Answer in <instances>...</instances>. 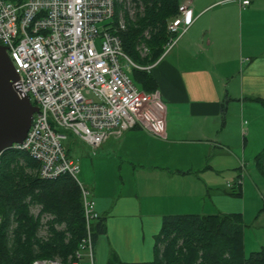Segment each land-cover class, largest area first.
<instances>
[{"label": "crops", "instance_id": "crops-1", "mask_svg": "<svg viewBox=\"0 0 264 264\" xmlns=\"http://www.w3.org/2000/svg\"><path fill=\"white\" fill-rule=\"evenodd\" d=\"M178 1L190 3L195 20L145 67L157 83L161 129L137 126L108 139L80 170L105 228L81 264L152 261L164 216L243 219L247 178L258 188L246 162L250 167L264 148V124L261 130L253 112L264 121L256 100L264 99V0L244 7L238 0ZM238 177L239 187L227 185ZM243 245L253 247L244 233Z\"/></svg>", "mask_w": 264, "mask_h": 264}, {"label": "built area", "instance_id": "built-area-1", "mask_svg": "<svg viewBox=\"0 0 264 264\" xmlns=\"http://www.w3.org/2000/svg\"><path fill=\"white\" fill-rule=\"evenodd\" d=\"M250 1L238 0L242 7ZM115 2L0 0V44L19 75L18 94L28 95L38 107L24 140L11 148L25 150L36 159L42 178L68 173L77 180L79 165L63 146L67 134L89 145L94 153L128 129H161L156 112L162 105L156 92L136 87L129 76L130 67L138 66L122 49L118 31L124 28V20L120 14L114 23ZM177 11L167 23L170 36L162 54L176 45L195 20L188 1L180 2ZM240 166L244 169V162ZM233 183L240 186L241 177ZM78 184L89 224L99 214L91 191ZM85 252L90 256L93 252L89 231L70 264H79ZM31 264L65 263L42 258Z\"/></svg>", "mask_w": 264, "mask_h": 264}, {"label": "trees", "instance_id": "trees-1", "mask_svg": "<svg viewBox=\"0 0 264 264\" xmlns=\"http://www.w3.org/2000/svg\"><path fill=\"white\" fill-rule=\"evenodd\" d=\"M178 4V0L115 2L113 21L117 23L121 14L124 28L118 35L124 53L138 66L130 67L129 76L140 89H157L145 67L162 55L170 36L167 23L178 14ZM256 100L264 106V99ZM254 164L264 176V148ZM38 168L39 162L25 150L8 148L0 154V264H31L42 258L70 264L88 231L92 247L104 233V218L87 224L75 178L68 173L42 178ZM239 190L233 194L239 195ZM130 264H264V246L245 255L238 213L166 215L155 236L153 260Z\"/></svg>", "mask_w": 264, "mask_h": 264}, {"label": "water", "instance_id": "water-1", "mask_svg": "<svg viewBox=\"0 0 264 264\" xmlns=\"http://www.w3.org/2000/svg\"><path fill=\"white\" fill-rule=\"evenodd\" d=\"M18 78L6 47L0 44V153L24 140L38 111L28 95L18 94Z\"/></svg>", "mask_w": 264, "mask_h": 264}, {"label": "rangeland", "instance_id": "rangeland-1", "mask_svg": "<svg viewBox=\"0 0 264 264\" xmlns=\"http://www.w3.org/2000/svg\"><path fill=\"white\" fill-rule=\"evenodd\" d=\"M8 1H15V0H8ZM146 49H143V53H145ZM255 105L260 104L255 103ZM234 109V108H232ZM253 110V109H251ZM230 111L231 108H230ZM254 114L259 120V124H261V130L263 129L264 121L261 117H259L260 113L257 111ZM67 139L63 141V146L67 152V155L76 161V163L79 165V173L77 174V180L79 182H82V170L83 164L89 162L91 163L90 158L92 157L91 152H93L92 149H90L84 142L79 140L77 137H73L70 134H67ZM245 160V159H244ZM246 162V161H245ZM254 161H250L251 166L248 167V163L246 162V170L251 169V174L254 178V183L258 185V188L251 182V179L247 178L246 180V193L245 195L249 197V203H247V214L243 217V233L244 238L246 240H250L253 243V247L247 246L245 255H249L250 252L260 249V247L264 246V213L262 210L263 204H264V176H262L258 170L255 167V164H253ZM239 165V164H238ZM240 166V165H239ZM231 172L234 171V167H231ZM241 169L239 168V173ZM238 173V174H239ZM241 174V173H240ZM229 183H233L234 181H231L228 179ZM261 180L262 182H259ZM33 211L36 212L37 208H33ZM249 242V241H247ZM255 244V245H254ZM83 253V252H82ZM87 261L86 258L82 262ZM82 262H79L81 264Z\"/></svg>", "mask_w": 264, "mask_h": 264}]
</instances>
